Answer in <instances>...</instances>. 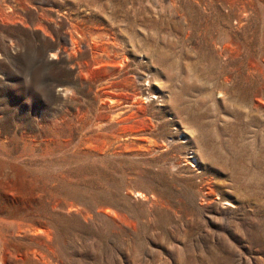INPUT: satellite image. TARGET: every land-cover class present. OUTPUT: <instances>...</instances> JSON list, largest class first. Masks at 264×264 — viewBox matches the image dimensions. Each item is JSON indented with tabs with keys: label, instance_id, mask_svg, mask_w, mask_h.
<instances>
[{
	"label": "rangeland",
	"instance_id": "374dc122",
	"mask_svg": "<svg viewBox=\"0 0 264 264\" xmlns=\"http://www.w3.org/2000/svg\"><path fill=\"white\" fill-rule=\"evenodd\" d=\"M0 264H264V0H0Z\"/></svg>",
	"mask_w": 264,
	"mask_h": 264
},
{
	"label": "bare ground",
	"instance_id": "6f19581e",
	"mask_svg": "<svg viewBox=\"0 0 264 264\" xmlns=\"http://www.w3.org/2000/svg\"><path fill=\"white\" fill-rule=\"evenodd\" d=\"M128 60V59H127ZM124 63V62H123Z\"/></svg>",
	"mask_w": 264,
	"mask_h": 264
}]
</instances>
